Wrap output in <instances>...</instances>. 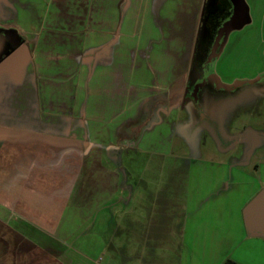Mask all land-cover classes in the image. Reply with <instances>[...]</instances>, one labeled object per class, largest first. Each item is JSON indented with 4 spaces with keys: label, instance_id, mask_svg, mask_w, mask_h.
<instances>
[{
    "label": "crops",
    "instance_id": "1",
    "mask_svg": "<svg viewBox=\"0 0 264 264\" xmlns=\"http://www.w3.org/2000/svg\"><path fill=\"white\" fill-rule=\"evenodd\" d=\"M246 1L249 21L230 32L216 61L225 85H250L264 71V0ZM205 2L0 0V27L20 39L0 62V264H98L81 249L106 250L108 242L93 236L100 241L80 249L71 239L98 221L115 228L124 206L147 196L146 175L141 193L124 187L122 155L142 149L164 161L171 153L184 122L182 105L170 99L188 82ZM248 93L221 112V123L227 115L247 120V166L199 158L160 190L191 196L184 210L217 216L242 201L238 226L216 222L214 234L257 251L264 264V238L247 234L241 211L264 188V92ZM195 220L176 224L185 233Z\"/></svg>",
    "mask_w": 264,
    "mask_h": 264
},
{
    "label": "rangeland",
    "instance_id": "2",
    "mask_svg": "<svg viewBox=\"0 0 264 264\" xmlns=\"http://www.w3.org/2000/svg\"><path fill=\"white\" fill-rule=\"evenodd\" d=\"M254 89L253 85H244L236 92L255 91ZM206 92L208 93L209 90L207 89ZM188 113L187 108H180L179 121L184 122L181 128H184L192 119ZM142 120L147 122L149 119L144 117ZM246 121L230 119L227 115L221 125L222 130L217 126L212 128L205 126L195 137L194 134L190 136L189 133H185V130H181L175 136L171 153L164 157V161L161 158L152 157V153L142 149L129 151L125 149L122 155L124 187L132 188L139 185V193H141L143 190L141 187L142 177L146 175L144 182L149 187L147 196L140 197L139 204L136 201L132 206H124L123 214L119 213L115 228L108 227L104 224L106 222L98 221L99 224L93 231H88L84 235L79 233L71 239V244L81 249L90 240L100 241L99 239H101L108 242L109 244L105 245L106 250L99 248V245L91 250L89 248L81 249L90 253L92 258L97 259L98 264H222L223 258L226 260L231 257L250 264H259L258 259H263V257H259L255 253L257 251L251 253L243 250L242 245L227 244L226 240L223 244L220 241L221 236L214 234L215 229L213 228H215L216 222H220V227L236 228L238 226L241 220L242 201L235 199L232 203H228L231 209L225 210L223 214L222 212L218 213L217 216L213 211L197 213L190 206L184 210L182 199L185 195L182 196L177 189H172L169 192L160 190L162 187L165 188V185H172L175 182L176 173L187 175L193 172L192 169L196 166L195 160L197 159L198 161L201 158L228 160L229 163L235 162L234 165L238 168L245 166L247 160L250 161L245 146L241 142L245 137L243 123ZM138 128L139 132H142L141 127ZM222 131L227 133L231 139H240L239 144L235 147H232L231 143H226L227 146L222 142L221 144L217 136H220ZM245 134L247 136L249 132L245 131ZM221 145L226 148L229 146V151L222 152ZM257 160L258 155L256 154L253 162H257ZM198 164L200 163L198 162ZM261 177L264 178V173L261 174ZM127 197L124 196V199ZM189 199L191 200V196L185 197L184 200ZM165 203H168L167 207L164 206ZM194 218L197 219L195 221L201 220V222L188 225L185 233L184 223L176 224L178 219L190 220ZM166 219L168 221L165 223ZM206 220L214 221L207 223ZM216 230H221V228H216ZM219 233L223 235L224 232ZM93 236L101 237L98 239ZM86 237L88 238L82 240ZM138 239L141 241L137 242ZM262 251L264 250L262 249Z\"/></svg>",
    "mask_w": 264,
    "mask_h": 264
},
{
    "label": "flooded vegetation",
    "instance_id": "3",
    "mask_svg": "<svg viewBox=\"0 0 264 264\" xmlns=\"http://www.w3.org/2000/svg\"><path fill=\"white\" fill-rule=\"evenodd\" d=\"M242 2H244L242 8H245L246 11L240 15L243 16V25H245L249 21L248 4L246 0H242ZM236 10V5L232 0H206L204 4L188 82L180 94L170 99V102H178L182 108L189 110L188 114L192 119L181 129L185 130V133H189L190 136L194 134L195 137L205 126L206 128L217 126L222 130L223 114L221 115V112L226 109L227 105L242 96V92H236V90L246 84L239 87L240 84L236 85L238 82L225 85L215 70L216 61L223 52L227 37L231 32L225 34L222 30ZM12 47L3 34L0 35V62L9 55ZM252 79H254V83L251 82L250 85L253 83L255 92H264V71ZM247 84L249 85V83ZM244 92L249 94L248 91ZM249 92L252 91L249 90ZM216 104L219 108L216 107ZM216 109H220V113L215 114ZM217 138L223 145L237 141L227 137L223 131Z\"/></svg>",
    "mask_w": 264,
    "mask_h": 264
},
{
    "label": "water",
    "instance_id": "4",
    "mask_svg": "<svg viewBox=\"0 0 264 264\" xmlns=\"http://www.w3.org/2000/svg\"><path fill=\"white\" fill-rule=\"evenodd\" d=\"M241 1L232 0V2L236 5L237 10L224 26L222 30L223 33L228 34L230 31L240 28L243 25V16L240 14L246 10L245 8H242V6H244V2H242V4ZM2 34L13 47H17L19 45L20 39L16 30H8L0 27V35ZM238 84L240 83H237L236 85ZM242 216L247 233L251 236H260L264 238V188H262L244 206Z\"/></svg>",
    "mask_w": 264,
    "mask_h": 264
},
{
    "label": "trees",
    "instance_id": "5",
    "mask_svg": "<svg viewBox=\"0 0 264 264\" xmlns=\"http://www.w3.org/2000/svg\"><path fill=\"white\" fill-rule=\"evenodd\" d=\"M224 264H238V263H236V262H234V261H232V260L227 259V260L224 262Z\"/></svg>",
    "mask_w": 264,
    "mask_h": 264
}]
</instances>
